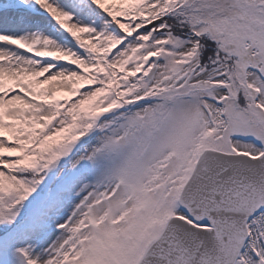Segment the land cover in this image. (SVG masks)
Instances as JSON below:
<instances>
[{
  "label": "snow or ice",
  "instance_id": "6c2138e0",
  "mask_svg": "<svg viewBox=\"0 0 264 264\" xmlns=\"http://www.w3.org/2000/svg\"><path fill=\"white\" fill-rule=\"evenodd\" d=\"M0 264H264V0H0Z\"/></svg>",
  "mask_w": 264,
  "mask_h": 264
}]
</instances>
